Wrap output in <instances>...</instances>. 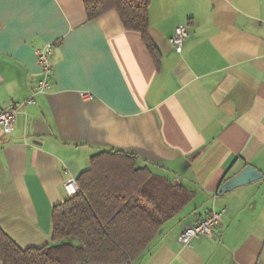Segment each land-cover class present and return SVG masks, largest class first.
<instances>
[{
  "label": "crops",
  "instance_id": "0c3cea01",
  "mask_svg": "<svg viewBox=\"0 0 264 264\" xmlns=\"http://www.w3.org/2000/svg\"><path fill=\"white\" fill-rule=\"evenodd\" d=\"M149 19L151 50L115 8L90 20L83 0H0L1 106L31 96L35 51L55 43L51 88L0 128V227L23 248L52 243L64 181L116 148L195 191L131 264H264V0H151ZM246 164L262 177L219 192ZM213 209L212 235L185 244Z\"/></svg>",
  "mask_w": 264,
  "mask_h": 264
},
{
  "label": "trees",
  "instance_id": "16d2710c",
  "mask_svg": "<svg viewBox=\"0 0 264 264\" xmlns=\"http://www.w3.org/2000/svg\"><path fill=\"white\" fill-rule=\"evenodd\" d=\"M88 19L115 8L148 47L151 0H83ZM137 153L105 149L77 177L79 190L52 210V243L23 248L0 227L5 264H124L144 254L195 191L139 165Z\"/></svg>",
  "mask_w": 264,
  "mask_h": 264
},
{
  "label": "built area",
  "instance_id": "2783aa9c",
  "mask_svg": "<svg viewBox=\"0 0 264 264\" xmlns=\"http://www.w3.org/2000/svg\"><path fill=\"white\" fill-rule=\"evenodd\" d=\"M189 35L190 31L185 25H177L170 37V42L177 51L181 52L184 41ZM54 44V42H48L35 51L37 60L41 66L42 75L35 85L31 96L26 99L17 100L6 107L0 105V128L5 133H9L13 130V122L15 121L16 113L20 107L34 102L35 96L38 93L46 92L51 88V78L53 75L52 52ZM80 95L83 99H93L95 97V94L88 90L80 91ZM63 188L66 195L75 194L79 190L77 178L73 176L68 177L63 183ZM224 212V209H213L196 223L185 227L180 235L181 240L185 244H188L194 237L212 235L214 228L221 222Z\"/></svg>",
  "mask_w": 264,
  "mask_h": 264
},
{
  "label": "water",
  "instance_id": "95a60500",
  "mask_svg": "<svg viewBox=\"0 0 264 264\" xmlns=\"http://www.w3.org/2000/svg\"><path fill=\"white\" fill-rule=\"evenodd\" d=\"M263 173L252 164H246L240 171L227 178L222 184L219 185L218 191L225 192L237 186L251 182L262 177ZM131 264V263H124Z\"/></svg>",
  "mask_w": 264,
  "mask_h": 264
},
{
  "label": "rangeland",
  "instance_id": "374dc122",
  "mask_svg": "<svg viewBox=\"0 0 264 264\" xmlns=\"http://www.w3.org/2000/svg\"><path fill=\"white\" fill-rule=\"evenodd\" d=\"M137 260V259H136Z\"/></svg>",
  "mask_w": 264,
  "mask_h": 264
}]
</instances>
